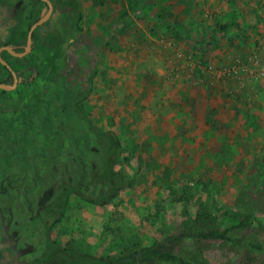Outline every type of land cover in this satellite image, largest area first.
<instances>
[{
  "label": "rangeland",
  "instance_id": "obj_1",
  "mask_svg": "<svg viewBox=\"0 0 264 264\" xmlns=\"http://www.w3.org/2000/svg\"><path fill=\"white\" fill-rule=\"evenodd\" d=\"M27 1L8 3L24 8ZM60 3L79 11L80 30L52 52L36 43L24 63L6 57L11 68L30 65L37 74L23 70L26 82L0 91V251L9 232L28 240L33 222L25 220L36 209L38 187L71 180L95 158L85 124L59 109L63 78L72 88H89L82 113L115 134L122 152L113 167L116 195L102 207L70 196L51 228L55 242L114 255L197 229L196 210H234L240 199L262 211L249 218V228L228 232L239 243L186 239L166 248L191 264H264V196L247 180L264 161L262 0ZM54 6L68 25L69 14Z\"/></svg>",
  "mask_w": 264,
  "mask_h": 264
},
{
  "label": "trees",
  "instance_id": "obj_2",
  "mask_svg": "<svg viewBox=\"0 0 264 264\" xmlns=\"http://www.w3.org/2000/svg\"><path fill=\"white\" fill-rule=\"evenodd\" d=\"M1 1L4 2L2 5L6 11H3L5 13V15H2L3 17L0 16L1 23L4 26L0 30V46L16 47L14 51L19 52L24 44L27 28L37 20L44 4L38 0H28L26 6L20 8L17 3L9 4V0ZM262 2L264 3V0ZM54 5L69 14L70 23L68 25L57 16L58 10ZM80 18L81 15L75 6L63 5L60 0H54L53 11L49 20L35 29L31 36V48L33 49L35 44L39 43L45 50L50 52L59 49L66 42L69 34L80 30L78 26ZM0 57L4 59L3 54ZM8 57L14 63H24L26 61V57L20 59ZM23 70H29V76L37 74L35 68L32 66L30 68V65ZM23 70L14 69V72L19 80L26 82L28 78L25 75L23 76V72H25ZM0 73L5 77H0V83L9 84L10 76L1 66ZM61 87L63 99L59 109L62 113L73 114L77 120L85 124L87 131L93 136V154L95 158L92 161L88 160L87 163L83 162V166L74 176L72 173L71 180L64 177L62 183L57 182L56 187L53 184L45 190L38 187L36 209L29 212L27 218L35 220L36 230L41 235L37 244V252L39 253L28 264H191L180 256L173 254L171 250L166 248V244L170 242L180 243L186 239L196 243L202 241L239 243L238 239L228 236V232L249 228V218L255 212L262 211L261 208H254V203L238 202L240 199H237L238 204L235 205L234 210L220 209L216 206H212L211 213L203 208L196 210L195 222L200 224L197 229L185 227L176 234L165 235L147 246L123 249L114 255L96 256L81 253L53 242L49 236L50 230L54 224L63 219L65 203L70 196L76 197L87 204L102 207L108 204L116 195L118 186L115 184L114 177L117 172L113 170V167L119 163L122 152L115 134L95 127L82 113L80 103L86 98L89 88L85 87L83 90L72 88L66 84L63 78H61ZM33 156L36 158L41 155L35 152ZM33 159H30V161L33 162ZM90 172H95V179L91 180ZM118 177L122 178L119 173ZM40 179L38 178V180ZM247 180L253 185L257 184L258 187L254 190L255 193L264 196V161L258 165L253 176L248 177ZM261 189L263 192H261ZM239 195L243 199L247 196V192L245 190L241 191ZM226 219L233 222L229 229L221 226ZM0 264H8V261L4 260Z\"/></svg>",
  "mask_w": 264,
  "mask_h": 264
},
{
  "label": "flooded vegetation",
  "instance_id": "obj_3",
  "mask_svg": "<svg viewBox=\"0 0 264 264\" xmlns=\"http://www.w3.org/2000/svg\"><path fill=\"white\" fill-rule=\"evenodd\" d=\"M50 1V3L52 4V11H53V3L51 2V0H49ZM40 2V1H39ZM2 4H4V3H2ZM43 4V3H42ZM3 6V5H2ZM44 8H45V10H46V6L44 5ZM44 10V11H45ZM3 11H6L5 9H3ZM2 11V13L0 14V16L1 17H3L2 15H5V13ZM43 11V12H44ZM43 12H41V14L39 15V17L42 15V13ZM51 15H52V13H51ZM50 15V16H51ZM38 17V18H39ZM37 18V19H38ZM50 18V17H49ZM0 20H1V18H0ZM49 20V19H48ZM47 20V21H48ZM2 21V20H1ZM0 21V22H1ZM34 23V22H33ZM0 27L2 28V27H4L3 25L1 26L0 25ZM30 27V26H29ZM28 27V28H29ZM0 28V29H1ZM28 28H27V30H28ZM37 29V28H36ZM27 30H26V32H27ZM35 31V30H34ZM33 31V32H34ZM33 32H32V34H33ZM32 34H31V36H32ZM25 35H26V33H25ZM24 41H25V38H24ZM31 41H32V39H31ZM2 46H8V45H1L0 47H2ZM23 46H24V44H23ZM23 46L21 47V51H22V48H23ZM10 48H12V50L14 51V49L16 48V47H11V46H9ZM31 47H32V42H31ZM31 51H32V48H31ZM30 51V52H31ZM15 52V51H14ZM20 52V51H19ZM1 54H3V56H4V59H2L1 57V59L8 65V67H9V69H6L5 67H3L2 65H0L1 67H3L7 72H8V74H9V76H10V82H9V84L8 85H10L11 83H12V77H11V71L12 72H14V69L13 68H11L10 67V65H9V63H8V61L6 60V57H8V56H10L8 53H6L5 51H2L1 53H0V55ZM27 56V55H26ZM25 56V57H26ZM10 57H12V56H10ZM14 58V57H13ZM23 58V57H22ZM16 59H20V58H16ZM14 74H15V76H16V79H17V84L21 81V80H19V78L17 77V75H16V73L14 72ZM0 75L2 76L3 74H1L0 73ZM3 84H5V83H3ZM17 84H16V86H17ZM0 91H2V90H0ZM12 91V90H11ZM14 156V155H13ZM0 166H1V164H0ZM2 167H3V165H2ZM1 182H2V180H0V185H1ZM27 220H29V221H32L33 223H32V228H31V226H30V228H29V232H28V236L26 237L28 240H26V242H20V238H19V235L17 236V234L16 233H14V232H9V234H7L6 235V239H5V242H4V248L3 249H1V251H0V263H2L4 260H7L8 261V264H28L29 262H31L33 259H35L36 258V255H38V253L39 252H37L38 250H37V243H36V239H37V234H36V229H35V227H34V224L36 223L35 222V220L33 219H28V218H26V220L25 221H27ZM1 224H0V231H1ZM14 231V230H13ZM50 232H51V230H50ZM41 235H39V237H40ZM49 236H50V239L53 241V242H55L54 240H53V238L51 237V235L49 234ZM32 240V241H31ZM23 241H25V240H23ZM28 241H31V244H32V246L30 245L29 246V249L27 250V251H23V252H21V250H20V247H21V245H22V247H27V244L29 245L30 244V242H28ZM55 243H57V242H55ZM58 245H60V244H58ZM40 246V245H39ZM61 246V245H60ZM62 247H64V246H62ZM22 254H21V253ZM24 253V254H23Z\"/></svg>",
  "mask_w": 264,
  "mask_h": 264
},
{
  "label": "water",
  "instance_id": "obj_4",
  "mask_svg": "<svg viewBox=\"0 0 264 264\" xmlns=\"http://www.w3.org/2000/svg\"><path fill=\"white\" fill-rule=\"evenodd\" d=\"M41 3H43L46 6V10L42 13V15L34 22L30 25V27L28 28L26 35H25V41H24V46L22 48V51L20 52H14L12 50V48H10L9 46H2L0 47V53L2 51H5L6 53H8L10 56L14 57V58H22L25 57L26 55H28L31 51V34L32 32L40 27L42 24H44L50 17L51 13H52V4L50 3L49 0H38ZM0 65H2L3 67H5L6 69H9L8 65L0 58ZM11 73V77H12V83L10 85L8 84H3L0 83V90L2 91H11L16 87L17 84V79L16 76L14 74V72H10Z\"/></svg>",
  "mask_w": 264,
  "mask_h": 264
}]
</instances>
